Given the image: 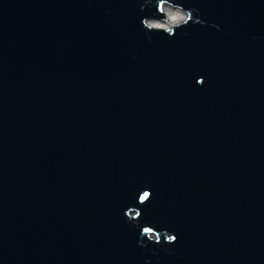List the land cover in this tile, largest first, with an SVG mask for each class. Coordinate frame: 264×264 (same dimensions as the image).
Instances as JSON below:
<instances>
[{
  "label": "water",
  "instance_id": "1",
  "mask_svg": "<svg viewBox=\"0 0 264 264\" xmlns=\"http://www.w3.org/2000/svg\"><path fill=\"white\" fill-rule=\"evenodd\" d=\"M0 264H264V0H0Z\"/></svg>",
  "mask_w": 264,
  "mask_h": 264
},
{
  "label": "snow or ice",
  "instance_id": "2",
  "mask_svg": "<svg viewBox=\"0 0 264 264\" xmlns=\"http://www.w3.org/2000/svg\"><path fill=\"white\" fill-rule=\"evenodd\" d=\"M191 18V17H189ZM201 84L204 83L203 80L200 81ZM139 199L141 203L149 202L150 201V193L144 192L143 195H139ZM146 204V203H145ZM137 216H140V213H137ZM145 231H150V229L146 228ZM176 237H172V241H175Z\"/></svg>",
  "mask_w": 264,
  "mask_h": 264
},
{
  "label": "bare ground",
  "instance_id": "3",
  "mask_svg": "<svg viewBox=\"0 0 264 264\" xmlns=\"http://www.w3.org/2000/svg\"><path fill=\"white\" fill-rule=\"evenodd\" d=\"M181 16L179 13H173L169 16V21L166 23H156L155 25L158 27H163V26H167L168 24H175L176 19L180 20Z\"/></svg>",
  "mask_w": 264,
  "mask_h": 264
}]
</instances>
